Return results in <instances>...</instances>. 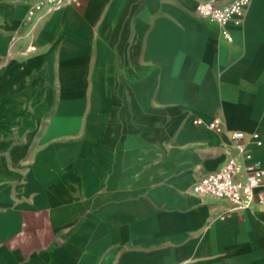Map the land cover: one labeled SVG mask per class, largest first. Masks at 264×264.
<instances>
[{
    "label": "crops",
    "instance_id": "obj_1",
    "mask_svg": "<svg viewBox=\"0 0 264 264\" xmlns=\"http://www.w3.org/2000/svg\"><path fill=\"white\" fill-rule=\"evenodd\" d=\"M0 0V264H264V207L191 191L258 133L264 0ZM195 120L200 124L196 125Z\"/></svg>",
    "mask_w": 264,
    "mask_h": 264
},
{
    "label": "built area",
    "instance_id": "obj_2",
    "mask_svg": "<svg viewBox=\"0 0 264 264\" xmlns=\"http://www.w3.org/2000/svg\"><path fill=\"white\" fill-rule=\"evenodd\" d=\"M75 3L77 0H70ZM66 0H37L27 10V19L35 14L47 10H59ZM251 0H231L224 6L214 1L198 2L194 8L197 17L214 22L222 27L221 35L227 42L231 36L225 29L228 23L240 25L245 17ZM196 125L200 124L195 120ZM207 128L217 134H225L230 142L224 162L215 171L202 175L192 186L191 191L202 196H209L224 201L229 206V212L242 211L254 206L264 207V170L253 161L248 147L252 142L261 146L262 141L258 133L250 135L242 131H228L224 129L222 119L214 117Z\"/></svg>",
    "mask_w": 264,
    "mask_h": 264
}]
</instances>
